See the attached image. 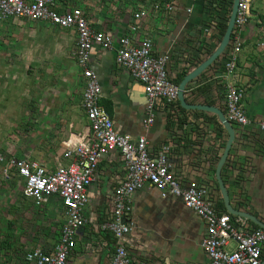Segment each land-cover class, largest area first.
<instances>
[{
  "label": "crops",
  "instance_id": "obj_1",
  "mask_svg": "<svg viewBox=\"0 0 264 264\" xmlns=\"http://www.w3.org/2000/svg\"><path fill=\"white\" fill-rule=\"evenodd\" d=\"M74 2L81 0H57L58 11L81 8L86 12L83 7L72 6ZM166 2L173 6L170 13L163 11L162 6ZM154 4L160 5L159 11L150 9ZM251 4L263 23L264 0H252ZM105 5L97 14L85 13L86 19L93 29L108 33L114 39L127 32L135 12L149 9L148 17L140 22L139 34L153 41L156 54L169 56L167 70L172 80L184 72H191L200 64V60L203 62L208 57L207 52L218 46L223 36L220 28L227 25L230 15L227 3L214 5L210 0H105ZM251 10L250 5V18L246 24L238 31H232L231 42L237 37L241 43L236 70L231 73L225 70L227 59L223 53L186 86L192 93L184 97L189 104H205L204 101H209L221 109L223 87L234 84L244 89L242 106L249 124L243 128L233 127L235 138L221 170V178L230 205L262 221L264 133L259 130L258 122L264 119V28L260 27L259 19ZM114 52L95 47L88 63V68L96 74L101 88L99 105L120 132L132 138L144 135L151 154L162 145H169L172 172L180 185L184 187L188 182L195 181L208 187L217 209L227 212L217 186L215 170L228 137L216 116L202 111H187L180 105L170 114L166 113L164 107H157L154 122L145 131L143 121L148 114L143 89L131 79L127 71L115 64ZM78 71L83 92V78L79 68ZM85 125L83 112V118L70 126L69 138L66 143H62L64 150L61 155L49 161L35 159L29 153L16 155L6 148L0 152L6 156L31 159L54 170L58 165L67 163L63 158L67 147L75 143ZM123 172V162L117 154H109L101 160L87 191L88 202L83 210L87 222L76 235L75 246L67 264H112L115 241L110 234L100 231L99 226L110 216V193L120 182ZM12 182L20 183L23 187L22 181L13 174L9 179L4 178L0 166V192L10 190ZM22 187L16 202L21 203L23 212L20 217L29 216L28 206L30 209H43L50 217L49 227L37 238L20 237L12 239L8 244H0V264H25L26 252L33 249L49 252L59 238L64 220L61 201L52 196L38 207L22 195ZM131 206L133 227L124 238V247L134 263L209 264V259L200 248L205 232L204 223L191 210L186 209L178 197L168 195L162 199L158 191L146 186L134 193ZM11 216L5 211L4 228L8 235L10 231L21 227H17L14 221H8ZM0 218H3L1 213Z\"/></svg>",
  "mask_w": 264,
  "mask_h": 264
},
{
  "label": "built area",
  "instance_id": "obj_2",
  "mask_svg": "<svg viewBox=\"0 0 264 264\" xmlns=\"http://www.w3.org/2000/svg\"><path fill=\"white\" fill-rule=\"evenodd\" d=\"M210 1L214 5L227 3L230 13L233 0ZM251 2L239 0L233 32L243 27L250 18ZM162 7L167 13L173 10L168 2ZM58 8L57 0H0L2 20L22 18L74 30L76 42L72 57L83 78L82 110L86 125L75 143L68 145L63 156L67 160L65 165L49 170L37 161L6 156L0 152L2 176L9 179L13 174L21 180L22 195L26 199L39 207L55 196L63 207L64 220L53 249L49 252L41 249L26 252L25 264H67L76 235L87 222L83 210L88 202V188L101 160L114 153L123 162L124 172L110 193V216L99 226L100 231L110 234L115 241L112 264H136L127 254L124 238L133 227L131 197L146 186L158 191L162 199L168 195L178 197L186 209L202 220L205 232L200 248L209 259V264H262L264 228H256L245 218L219 211L208 187L195 181L182 187L172 172L169 145H162L151 154L144 135L132 138L120 132L99 105L101 88L96 74L88 68L95 47L104 51L114 50L115 64L141 85L148 114L143 121L145 131L153 124L157 107L167 109V114L178 107V85L173 83L167 70L169 56L156 54L153 41L139 34L140 22L148 17L149 9L135 12L127 32L114 39L108 33L93 29L81 9L59 12ZM150 9L159 11L160 5L154 4ZM240 51V40L237 37L232 42L230 40L224 52L227 59L224 68L228 73L236 70ZM222 89L220 110L225 118L233 127H246L249 119L242 106L244 89L234 84ZM191 93L185 89L184 96L188 97ZM258 126L264 133V119L258 122Z\"/></svg>",
  "mask_w": 264,
  "mask_h": 264
},
{
  "label": "rangeland",
  "instance_id": "obj_3",
  "mask_svg": "<svg viewBox=\"0 0 264 264\" xmlns=\"http://www.w3.org/2000/svg\"><path fill=\"white\" fill-rule=\"evenodd\" d=\"M72 6L83 7L85 17L106 7L105 0H81ZM251 9L256 15L252 4ZM75 42L72 29L22 18L0 19V150L45 161L61 155L70 126L83 118L80 73L72 57ZM21 187L12 182L10 190L0 192V244L37 238L49 227L50 217L43 209L28 206L29 216L20 217L21 203L16 202ZM5 211L12 215L9 222L21 226L10 236L5 233Z\"/></svg>",
  "mask_w": 264,
  "mask_h": 264
},
{
  "label": "water",
  "instance_id": "obj_4",
  "mask_svg": "<svg viewBox=\"0 0 264 264\" xmlns=\"http://www.w3.org/2000/svg\"><path fill=\"white\" fill-rule=\"evenodd\" d=\"M238 3L239 0H233L232 2L227 25L218 46L211 52V54L203 62H201L191 72L186 74L181 80V82L178 84V102L180 107L184 110L202 111L216 116L218 123L223 127L228 137L224 146L223 153L217 163V167L215 170V178L224 203L225 210L233 216H239L245 218L246 220L256 225L257 227L264 228V223L260 219H258L257 217H255L254 215L248 212L238 211L230 205L228 192L221 178V170L227 160L230 148L235 138V130L233 126L227 121V119L224 116V113L218 107L202 105V104H189L184 97V91L186 89V86L190 82L198 78L207 68H209L224 53L225 49L228 47L235 24ZM262 264H264V261Z\"/></svg>",
  "mask_w": 264,
  "mask_h": 264
},
{
  "label": "trees",
  "instance_id": "obj_5",
  "mask_svg": "<svg viewBox=\"0 0 264 264\" xmlns=\"http://www.w3.org/2000/svg\"><path fill=\"white\" fill-rule=\"evenodd\" d=\"M225 27H226V24L223 25V27L220 28V34H221V36L224 34ZM211 52H212V51L207 52V55L209 56ZM200 63H201V60H200ZM198 64H199V63H198ZM185 74H186V72H184V73L178 75V77H177L175 80H172L173 83L176 84V85H178V84L181 82V80L183 79V77L185 76ZM191 103H192V102H191ZM203 103H205V104H202V105L214 106V105L212 104V102H209V101H204ZM196 104H199V103H196ZM181 111H183V110H181ZM214 118H215V117H214ZM215 119H216V118H215ZM223 210H224V209H223ZM252 226H254V227L257 228V226H255V225H253V224H252Z\"/></svg>",
  "mask_w": 264,
  "mask_h": 264
},
{
  "label": "bare ground",
  "instance_id": "obj_6",
  "mask_svg": "<svg viewBox=\"0 0 264 264\" xmlns=\"http://www.w3.org/2000/svg\"><path fill=\"white\" fill-rule=\"evenodd\" d=\"M68 144V143H67ZM254 225V224H253ZM256 226V225H255Z\"/></svg>",
  "mask_w": 264,
  "mask_h": 264
}]
</instances>
